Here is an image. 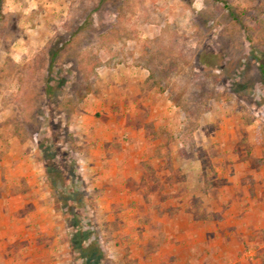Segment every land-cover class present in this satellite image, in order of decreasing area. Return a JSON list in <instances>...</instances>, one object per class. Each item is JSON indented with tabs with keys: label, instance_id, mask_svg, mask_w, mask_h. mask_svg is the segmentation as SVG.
<instances>
[{
	"label": "rangeland",
	"instance_id": "rangeland-1",
	"mask_svg": "<svg viewBox=\"0 0 264 264\" xmlns=\"http://www.w3.org/2000/svg\"><path fill=\"white\" fill-rule=\"evenodd\" d=\"M0 264H264V0H0Z\"/></svg>",
	"mask_w": 264,
	"mask_h": 264
}]
</instances>
